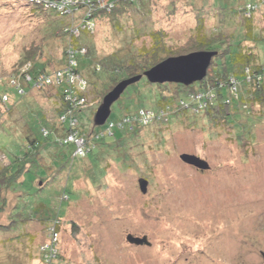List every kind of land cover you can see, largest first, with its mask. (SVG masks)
Returning a JSON list of instances; mask_svg holds the SVG:
<instances>
[{
    "label": "rangeland",
    "instance_id": "rangeland-1",
    "mask_svg": "<svg viewBox=\"0 0 264 264\" xmlns=\"http://www.w3.org/2000/svg\"><path fill=\"white\" fill-rule=\"evenodd\" d=\"M248 1L141 0L100 18L93 33L81 40L89 49L90 68L94 62L102 68L95 70L92 100L82 122L94 123L100 93L109 85L105 64L140 59L138 54L155 32L177 48L197 36V27H205L209 34L226 37L221 50L241 41L243 55L250 46L264 62V42L247 36L249 30L250 36L264 38L262 12L254 15L251 29L238 13ZM70 18L24 0H0V99L9 93L16 102L7 106L0 102V155L9 161L21 155L27 125L41 139L38 121L46 112L52 119L57 98L52 88L58 87L32 86L25 95L17 94L10 87L12 79L17 86L23 83L15 69L31 55L48 70L57 68L70 42L59 31ZM210 67L207 74L212 73ZM134 89L128 87L113 104L111 119L124 112L121 104ZM246 89L243 103L231 106L229 115L192 110L182 114L175 109L170 121L124 133L120 140H103L87 157H73L71 145L48 147L35 172L24 177L26 194L10 210L14 229L0 232V264L43 263L42 244L50 230L47 220L26 222L37 216L34 202L60 216L54 264H264V98L253 101ZM176 90L174 84L157 89L149 85L139 96L142 104L154 106L159 97H171ZM181 98L191 101L186 92ZM237 124L244 127L238 130ZM90 142L94 143L92 138ZM183 153L203 158L210 168L184 162ZM34 176L42 178L36 185ZM141 177L149 181L147 193L140 190ZM37 184L45 186L37 191ZM64 191L70 198L62 201L67 198ZM13 201L11 197V204L7 201L0 211V225L9 224ZM129 233L147 235L151 244L130 243Z\"/></svg>",
    "mask_w": 264,
    "mask_h": 264
},
{
    "label": "trees",
    "instance_id": "trees-1",
    "mask_svg": "<svg viewBox=\"0 0 264 264\" xmlns=\"http://www.w3.org/2000/svg\"><path fill=\"white\" fill-rule=\"evenodd\" d=\"M115 2V7L111 12H101L98 14L93 15L92 19L90 17H86V19H90L91 21L95 22L96 26L98 25V20L102 18L103 16H106L110 14L111 16L116 15V13H119V10L121 11L122 8H125L128 5H135L139 3L141 0H111ZM248 3L252 4H258V10L262 12V16L264 17V0L256 1L251 0L246 2L243 5H240V8L238 13L243 17V19L248 20V26L246 28L251 29V26L253 24V20L255 19L254 15L257 13V11L252 10L250 14L246 16L245 14V8ZM35 6V5H34ZM35 8L42 9L47 12H53L57 15H59L56 10L53 8H45L44 5L41 6H35ZM263 8V9H262ZM237 14V11H236ZM61 17H66L59 15ZM254 17V18H253ZM76 20H81V17H78ZM68 24L66 23L65 27ZM245 28V26H244ZM61 35H65L69 38L70 42L71 40L74 41L76 44V48L86 47L87 53L82 54L81 52H78L76 54L77 59V65L74 67L76 69L77 73H80L81 77L84 78L87 81V89L85 92L80 93V96L85 97L87 99V102L90 100V94L92 92V84L96 81L93 79V76H96V71L98 68L101 67L100 63L94 62V65L90 68V61H89V49L88 47L81 42L83 37L86 34H90L88 32H83L80 34L79 37H75L74 39L69 37V34L65 32V30L59 31ZM161 34L153 33L151 37V41L149 44H146L142 48L143 51H140L138 56H140V59H134V57H131L128 59V61L124 62H116L113 61L112 63L108 61L107 64H105L106 68L110 71H108V83L109 85L105 86V89H103L101 94V97L99 98L98 105L102 102L103 97L111 90L113 87L119 83L121 80L134 76L143 74L146 70L150 69L154 65L160 63L161 61L165 60L168 57L172 56H179L188 54L193 51L198 50H216L218 51V55L214 57L211 69L212 73L207 74V76L201 81L196 82L192 85L186 86L179 83H164V84H153L147 80L146 77H143L140 81L130 85L131 87H134L135 89L128 93L129 100L128 102H125V104H121V107H124V112L122 114L120 113L115 118L111 119L109 118V121H116L122 116L127 114H134L135 112L138 113V111L141 108H151L153 110H158L159 107L164 105H169L170 110L182 112V114H188V111L192 110L191 105H196L199 102V99L190 97L191 92L196 91H209L212 90L213 97L209 100V106L203 107L201 111H193L195 113L202 112V114L211 115L215 111H219L221 113H224L226 115L230 114L231 106H239L241 103H243L244 100V94L243 91L246 89L247 85V91L246 94L248 98L252 99L253 101H262L264 98V62L261 59V55H256L252 49L253 47H246L244 51V55L242 54L243 50H241V46L239 45L241 41L235 43L230 42L229 40V46L227 48H224L221 50L222 47H224V44L227 43L226 37H217V34H209L207 31H205V27H197V36L194 37V39L190 40L187 45L181 46V47H173L171 45H167V42L162 41L160 36ZM247 36L250 40H254L256 43H262L264 42L263 39H258V37H252L253 35H249V30L247 31ZM66 44V47L63 51V59L62 63L55 69L48 70L47 64H43L40 62H37L38 59L35 58L34 55L29 56L30 59L25 60L21 64H19L16 67V74L19 78H21V82L23 83L24 90L29 91L32 88L33 83L28 82L25 79V74L21 72L18 68L21 65H25L26 63H30L31 66L28 70H26L29 74H31L34 77L37 75L48 74L52 73L56 70H63L68 66V54H67V48L69 47V43ZM258 45V44H257ZM257 45L255 44V48L257 49ZM33 58V59H32ZM36 59V60H35ZM218 59V60H216ZM29 60V61H28ZM37 62V63H36ZM38 65H41V67L38 68ZM220 66V67H219ZM103 67V66H102ZM18 69V70H17ZM102 69V68H100ZM93 72V73H92ZM12 79V78H10ZM235 81L234 84L231 81ZM143 81L144 85H139V83ZM31 83V84H30ZM169 84H174L177 86L176 94H174L171 97L161 96L158 98L159 101H157V105L151 106H145L142 104L144 100H141L140 94L144 92V90L151 85V88L157 89V87H167ZM129 86V87H130ZM17 94L25 95L26 92H19V90L14 87V85L10 86ZM50 87V86H49ZM98 88V86H94ZM212 87V89H210ZM45 90H48L47 87H45ZM91 88V89H90ZM56 91L55 95H57V98L53 100L55 102L54 109L52 110V119H50L51 115L45 113V118L40 119L39 118V124H40V134L41 139H39L37 136L32 135V133L29 130V127L27 125V130H24V137H23V151L21 155H18L14 157L11 161L7 160L5 154L0 155V211H2L3 208H5V203L9 201L10 198H13V204L8 209L9 215V224H1L0 225V232L4 229H14L12 226V214H10V210L12 207L18 206V201L21 196H24L26 193L24 192L25 188V182L24 180L25 175L27 174H33L35 172V166H39L42 159L46 158V155L44 154L45 150L48 147L54 146V147H64L71 145L73 146V157H74V151L76 149V146L73 143H64L63 137L66 135L68 131L67 125L62 123L60 121V115L67 111L68 108L71 107L72 103L65 99L64 91L61 86H58L55 88H52ZM128 89V88H127ZM8 91H10L8 89ZM186 92L187 95L190 97L191 101L187 102L184 99L181 98V93ZM9 96V93H8ZM54 98V97H53ZM178 98V99H177ZM92 100V99H91ZM90 100V101H91ZM183 100L186 103H190L189 107H186L181 104V101ZM206 100V99H205ZM208 101V100H207ZM0 102L4 105H9V103H12L15 105L16 102L8 99L4 100L3 96H1ZM14 102V103H13ZM172 103H176L175 106L172 105ZM248 104V103H247ZM249 105V104H248ZM41 106V105H40ZM88 104L86 105V107ZM42 107V106H41ZM85 108L83 110L77 109L75 110V113L77 117L80 119V131L85 133V137L88 139H93V144L91 145V151H89L85 157L89 155V153L94 152V150L97 148L96 144H100L103 140H120L124 137L122 134L128 133L133 134L139 131L140 127H143V125H139L135 128L133 131H129L127 129H120V128H113L111 133H105L104 135H97L102 130L105 131V128L103 129H97V127L94 125V123L91 124H84L82 122V115L85 111ZM44 108V107H43ZM58 117V118H57ZM234 119V117L232 118ZM171 120V117L169 115L168 121ZM53 125V126H52ZM106 127V125H104ZM241 127H244L242 124H237L236 128L240 130ZM17 128V127H16ZM141 130V129H140ZM46 131V132H45ZM63 136V137H62ZM43 139V140H42ZM42 140V141H41ZM108 143V141H106ZM77 157V156H75ZM97 158V157H96ZM48 160V158H47ZM44 166H47V162H42ZM48 168V167H46ZM34 185H36L35 181L41 180V177L34 176ZM39 186L37 191H40L45 184H37ZM67 198H61L62 201L68 200L70 197L68 193H65ZM34 207H36V213L37 216L35 218L27 217L28 220L26 222H30L32 220H47L46 229L48 230L51 227H55L57 231L58 230V223L60 220V216L56 214H50L48 211H46L47 208L44 203H33ZM31 219V220H30ZM35 238V236H34Z\"/></svg>",
    "mask_w": 264,
    "mask_h": 264
},
{
    "label": "built area",
    "instance_id": "built-area-1",
    "mask_svg": "<svg viewBox=\"0 0 264 264\" xmlns=\"http://www.w3.org/2000/svg\"><path fill=\"white\" fill-rule=\"evenodd\" d=\"M27 4L41 6L44 5L45 8H53L59 15L68 16L70 22L65 27V32L69 34V37L74 39L79 37L81 33L88 32L93 33L96 24L91 21L93 15L101 12H111L115 7V2L111 0H24ZM258 4L248 3L245 8V14L249 15L252 10H258ZM92 16V17H91ZM78 17H81V20H76ZM90 17V19H86ZM76 44L71 40L69 47L67 48V58L68 66L63 70H56L52 73L37 75L33 78L26 70L31 66L30 63L24 65L20 71L25 75V79L28 82L33 83V87L44 88L51 85L61 86L65 99L69 100L72 105L67 109L66 112L60 115V121L67 125L68 131L63 137L64 143H73L76 146L74 151V156L83 157L91 151L92 142L90 139L85 137V133L80 131V119L77 117L75 110L82 109L88 104L85 97L80 96V93H83L87 89V81L81 77L80 73L76 72L77 59L76 54L81 52L82 54L87 53L86 47L76 48ZM21 80V78H19ZM12 84L16 87L19 92H24L22 85L17 86V80L12 79ZM234 84V80L231 81ZM31 84V83H30ZM212 89V87L210 88ZM4 100L8 99V94L2 95ZM190 97L195 100L199 99L198 104L191 105L193 111H201L203 107H208L209 100L213 97L212 90L209 91H196L191 92ZM206 99V100H205ZM208 100V101H207ZM181 104L189 107L190 103H186L183 100H180ZM211 101V100H210ZM170 106L164 105L158 108V110H153L151 108H141L138 113L127 114L122 116V118L116 121H109L105 123V131L99 132L97 135H104L105 133H111L112 129L117 127L120 129H127L129 131L135 130L139 125L147 126L154 122H164L168 121L170 115ZM46 132V131H45ZM50 233L48 234V240L42 244L43 251V263L42 264H54V259L57 257V237L59 236V231L55 227H51Z\"/></svg>",
    "mask_w": 264,
    "mask_h": 264
},
{
    "label": "water",
    "instance_id": "water-1",
    "mask_svg": "<svg viewBox=\"0 0 264 264\" xmlns=\"http://www.w3.org/2000/svg\"><path fill=\"white\" fill-rule=\"evenodd\" d=\"M217 55L218 51L216 50H198L184 55L168 57L143 74L121 80L103 97L94 115V125H105L112 113L113 104L121 98L130 85L140 81L143 77H146L153 84L179 83L189 86L201 82L207 76L208 69ZM180 157L184 162L202 170L210 168L208 161L195 154L183 153ZM138 182L140 190L147 193L148 179L141 177ZM127 240L137 245L151 244L147 235L136 236L129 233Z\"/></svg>",
    "mask_w": 264,
    "mask_h": 264
},
{
    "label": "flooded vegetation",
    "instance_id": "flooded-vegetation-1",
    "mask_svg": "<svg viewBox=\"0 0 264 264\" xmlns=\"http://www.w3.org/2000/svg\"><path fill=\"white\" fill-rule=\"evenodd\" d=\"M137 236V235H136ZM144 236V235H143ZM261 256H262V258L264 259V250L263 251H261Z\"/></svg>",
    "mask_w": 264,
    "mask_h": 264
}]
</instances>
